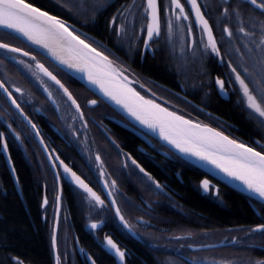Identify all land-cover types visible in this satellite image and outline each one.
<instances>
[{"label": "flooded vegetation", "instance_id": "af4514ba", "mask_svg": "<svg viewBox=\"0 0 264 264\" xmlns=\"http://www.w3.org/2000/svg\"><path fill=\"white\" fill-rule=\"evenodd\" d=\"M28 2L46 8L54 15L61 16L68 24L74 26L78 33L87 34L85 38H94L90 42L97 47L103 46L101 50L125 64L128 68L126 75L131 79L139 80V83L133 86L146 97L155 99L158 103L188 119L208 124L224 132L225 135L257 147L259 150L260 145L254 142L260 139L262 133L237 105V96L231 92L232 86L226 83L229 94L225 96L219 93L214 83L216 76H221L227 80L228 70L223 64L212 58L206 59L203 65L199 58L193 60L189 57L186 62L173 59L168 54V48L163 38L153 45L157 48L154 56L151 53L142 55V39L140 42L141 50L129 55L126 47L115 42L110 30L105 31L106 17H109L124 0H115L112 8L103 14H97L96 21H89L88 23H85L83 17L62 9L56 0H28ZM83 2L85 15H88L87 5L91 3V0H83ZM137 2L143 3L144 0H137ZM168 2L169 0H166V4ZM181 2L185 3L186 9H190L186 0H181ZM162 3L165 1L162 0ZM189 14L190 20L182 21V23L185 25L190 22L193 23L194 34L198 41L201 35L200 29L195 26L192 13ZM164 19L162 14V30ZM140 22L146 24V19ZM5 32V30L0 29V39L36 55L37 59L73 93L88 120L87 136L93 155L92 162L88 160L89 152L83 151V145L79 142L84 138V132L80 129L81 122L71 120L70 113H74L75 109L70 107V101H67V97L63 96L58 86L48 81L47 77L44 78L60 105L59 110L48 99L43 87L27 70L23 69L22 65L5 62L7 64V75H5L3 65L0 64V80L5 81L23 108L25 115L37 125L40 137L44 141L43 144L40 143V137L35 135L27 121L23 120L18 110L11 105L6 93L0 89V131L6 132L7 135L9 142L7 154L11 156V165L15 168L14 176L8 170L1 152L0 159L6 167L16 193L20 197H24L15 166V158L18 157L32 172L35 181L39 182L42 199L44 200L47 196L48 204L42 203L41 208L49 211L50 215L53 216L52 230L56 214V196L61 197L56 235L57 252L60 254L62 252L58 246L60 220L62 217L65 220L66 211L64 212V208L66 209V206L68 208L63 200L77 199L82 212L85 214L86 222L80 224L79 230L74 223H70V236L73 238L72 247L69 251L71 256L68 258L67 255L61 254L62 264H68L69 261L71 263V260H74L76 264L78 262L88 264L86 253L96 260V264H119L111 253L98 246L105 234L112 236L119 246L127 251L125 264H173L177 261L179 264H184V257L200 258L204 264H223L224 261L228 260L222 257L218 250L229 246L233 247V251L237 255L242 247L246 248L248 253L245 260H240L235 256L230 260L231 264H249V261L264 260V247H262L264 238H261L259 234L250 236L245 234L249 228H254L258 223H264V219H261V216H264V207L191 165L177 154L173 156L169 152V148L151 136H145L139 127L126 120L91 90L61 70L43 54L17 36H9ZM216 33L219 37V30ZM156 56H162L165 62L157 65L162 73L155 75L149 69V62H145V60L155 59ZM20 59L34 63L29 57L21 56ZM141 83L145 87L141 88ZM13 85L24 90L23 97L14 91ZM153 92L156 94L154 97L152 96ZM90 99H96L97 105H88L87 101ZM229 107L231 109L239 108L242 111L244 119L249 122L251 129L257 132L258 137L252 135L245 138L240 135V128L230 120L231 117L227 114ZM5 120L12 123L13 128L21 133L23 144L15 140L7 129ZM68 124H73L76 129L80 130L79 140H74L72 144L68 143L71 139ZM96 151L100 152L104 161L106 173L104 179H107L109 183L112 180L116 181V189L113 195L125 219L132 226V232L120 224L114 209L110 205V198L107 197L109 189L104 188L99 170L95 166L94 154ZM166 153L168 155H165ZM129 154L132 159H135L159 181L163 190L156 189L144 173L132 164ZM49 156H51V160ZM57 156L64 160L78 175L85 178L90 186L102 198L106 199V208H96L90 211L82 190L72 182L70 176L64 173L59 161L55 159ZM53 161L56 163L55 168L52 166ZM57 173H60L59 178H57ZM14 177L18 184V190L15 187ZM204 179L211 182L210 190L207 192L201 187V181ZM232 191L242 196L251 215H253L252 219L242 217L243 220L239 223L226 227L213 223L207 224V218L203 214L205 206L225 209L226 198ZM217 192H219L218 196L216 195ZM66 210L71 212L70 208ZM101 219L106 221L101 228L92 230L88 227L90 221ZM65 226L67 227L66 224ZM180 236L185 238L175 239V237ZM233 237L237 238L239 242L230 243ZM220 242L230 244L215 249H194ZM188 244H193L194 247L188 248ZM81 249L84 252H81ZM53 264H56L54 258Z\"/></svg>", "mask_w": 264, "mask_h": 264}, {"label": "snow or ice", "instance_id": "6c2138e0", "mask_svg": "<svg viewBox=\"0 0 264 264\" xmlns=\"http://www.w3.org/2000/svg\"><path fill=\"white\" fill-rule=\"evenodd\" d=\"M56 3L69 13L83 17L85 23H88L95 22L97 14H103L112 8L115 0H91V3L87 5L88 15H85L83 0H56ZM186 3L190 5V9H186L185 3L181 0H169L168 4L162 3V0H144L143 3H138L137 0H124L109 17H106L105 31L110 30L115 42L126 47L129 55L141 50L142 39V55L151 53L154 56L157 48L153 45L163 38L168 54L173 59L186 62L189 57L193 60L199 58L203 65L206 59L212 58L223 64L228 70L227 80L216 76L214 83L219 93L225 96L229 94L226 83L232 86L231 92L237 96V105L262 133L260 139L254 142L260 145L259 150L257 147L225 135L224 132L208 124L188 119L157 103L155 99L146 97L133 86L139 83V80L131 79L126 75L128 68L124 63L101 50L103 46L97 47L90 42L94 38H85L87 34L78 33L74 26L46 8L28 0H0V29L6 30L5 34L9 36L19 34L30 43L43 48L59 66L82 73L88 84L98 89L103 97L112 101L137 121L142 126L140 131L145 136L158 137L160 141L170 146L169 152L173 156L178 152L210 163L227 176L239 181L249 197L264 207V143H262L264 141V0H203V2L186 0ZM190 12L195 16V26L200 29L201 35L198 41L194 34L193 23L190 22L187 25L182 23V21L190 20ZM162 14L165 17L163 30ZM145 19L146 24L140 22ZM217 29L219 37L215 31ZM21 56L29 57L34 63L20 59ZM5 62L22 65L23 69L27 70L43 87L48 99L57 110L60 105L44 78L47 77L48 81L58 86L63 96L70 101V107L75 109L74 113H70L71 120L73 122L79 120L80 129L84 132L83 140H79L80 130L73 124H68L67 127L71 132L68 143L72 144L74 140H79L83 145V151L89 152V162H92L93 155L87 136L88 120L73 93L32 52L0 39V64L3 65L7 75ZM13 87L14 91L23 97L24 90L14 85ZM140 87L143 88L145 85L141 83ZM0 89L6 93L11 105L18 110L23 120L27 121L35 135L40 137L37 125L25 115L23 108L4 80H0ZM155 95L153 92L152 96ZM97 103L96 99L87 101L90 106H95ZM4 123L15 140L23 144L21 133L13 128L12 123L7 120ZM40 143H44L42 137H40ZM172 149L175 152H172ZM0 150L4 153L9 151V142L4 131H0ZM49 159L51 160V156ZM55 159L59 161L64 173L70 176L72 182L82 190L90 211L106 208V199L102 198L85 178L78 175L59 156ZM129 159L155 185L156 189L163 190L159 181L135 159H132L130 154ZM8 162L11 163V156H8ZM94 162L103 180L104 188L109 189L107 197L110 198V205L115 211V216L125 229L132 232V226L125 219L113 195L116 181L112 180L109 183L107 179H104L106 174L104 161L99 151L94 154ZM52 166L56 167L55 161ZM12 171L15 172V168ZM59 176L60 173H57V178ZM210 184L208 179L201 181V187L205 192L210 190ZM216 195L218 196L219 192ZM60 200L61 197L57 195L56 223L51 236L53 249L57 247L56 229L59 224ZM43 204H48L47 196ZM261 219H264V216H261ZM105 223L104 219L93 220L88 227L97 230ZM245 234L248 236L259 234L261 238H264V223H258L254 228H249ZM184 238V236L175 237L177 240ZM238 242V239L233 237L232 243ZM98 246L111 253L119 264H125L127 251L122 249L112 236L105 234ZM187 247L193 248L194 245L188 244ZM81 252L84 250L81 249ZM85 255L91 264H96V260L91 255L87 253ZM5 259L10 264H24L19 256L9 254ZM183 260L184 264H204L202 259L195 257H184ZM55 261L56 264H62L59 252L56 254ZM0 264H4V261L0 260ZM173 264H179V262H173ZM223 264H231V262L224 261ZM249 264H264V260L249 261Z\"/></svg>", "mask_w": 264, "mask_h": 264}, {"label": "trees", "instance_id": "16d2710c", "mask_svg": "<svg viewBox=\"0 0 264 264\" xmlns=\"http://www.w3.org/2000/svg\"><path fill=\"white\" fill-rule=\"evenodd\" d=\"M215 31H218V29ZM145 62H149V69L153 74L162 73L157 67V65L165 62L162 56H156L155 59H147ZM227 111V114L231 117L230 120L240 128L242 137L246 138L252 135L258 137L257 132L251 129L249 122L244 119L239 108L231 109L229 107ZM17 158H15V166L19 174L24 197H20L16 193L6 167L0 159V260H3L4 264H10L5 258L11 254L21 257L24 264H53L51 252L53 216L50 215L49 211L41 208L43 199L40 196L41 188L39 182L35 181L34 175H32L25 163ZM63 201L65 205H68L66 209L70 208L71 212H67L64 208V212L66 211L65 220L63 217L60 220L58 246L62 250L61 254L70 258L71 254L69 251L73 241L70 236V223H74L79 230L80 224H84L86 218L77 199ZM203 214L207 218V224L213 223L223 227L239 223L243 220L242 217L252 219L253 216L242 196L234 191L226 198L225 209L206 205ZM82 236L85 237L84 235ZM218 253L228 261L235 256L240 260H245L248 257L244 247H242L238 255L231 246L218 250ZM68 264L76 263L71 260V263L69 261ZM77 264L81 263L78 262Z\"/></svg>", "mask_w": 264, "mask_h": 264}, {"label": "water", "instance_id": "95a60500", "mask_svg": "<svg viewBox=\"0 0 264 264\" xmlns=\"http://www.w3.org/2000/svg\"><path fill=\"white\" fill-rule=\"evenodd\" d=\"M188 6L190 8V5H188ZM192 16H193L194 21H195V16H194L193 13H192ZM2 30H4V29H2ZM13 35L17 36L18 38L23 40L25 43H27L29 46H31L32 48H34L35 50H37L38 52L43 54L50 61H52L56 66H58L61 70H63L65 73H67L72 78H74L75 80L80 82L82 85L87 87L89 90H91L96 96H98L101 100H103L106 104H108L112 109H114L117 113H119L121 116H123L126 120H128L129 122H131L132 124H134L135 126H137V127H139L141 129L142 126L139 125L137 121H135L132 117L128 116L126 112H124L119 106L115 105L112 101H110L107 98L103 97L98 89H95L92 85L88 84L87 80L85 78H83V74L82 73L74 72L72 70L64 68L63 66H59L57 64V62L55 60H53L50 56H48L47 52H45L42 48H38L34 44H32L29 41H27L24 37L20 36L19 34H13ZM149 136H151L153 139H155L156 141H158L159 143L163 144L164 146H166L167 148L170 149V146L166 145L165 142L160 141L158 139V137H155L154 135H149ZM172 151L175 152L174 149H172ZM0 152L3 154V156L5 158L8 170L10 171L12 176H14V172L12 171L13 167H12L11 163L8 162V154L4 153L2 150H0ZM176 154L178 156H180L182 159H184L185 161H187L188 163H190L191 165H193V166L201 169L205 173L215 177L216 179H218L222 183L226 184L230 188H232V189H234V190H236V191H238V192H240V193H242V194H244V195L249 197V194L246 191L243 190V185H241V183L239 181L234 180L233 178L227 176L225 173H223L219 169L215 168L210 163H208L206 161L199 160V159H197L194 156L184 155V154H181V153H178V152ZM14 183H15L16 189L18 190V184L16 182L15 177H14ZM60 205H61V200H60ZM59 216H60V211H59ZM55 223H56V214H55L54 225H55ZM56 235H57V229H56ZM230 243H232V242H230ZM230 243L220 242V243L212 244V245H204V247H202V246L196 247L194 249H196V250H199V249H204V250L215 249V248L224 247V246H226V245H228ZM51 247H52V240H51ZM77 247L79 248L78 245H77ZM79 251H80V248H79ZM52 253H53V258H54V261H55V257H56V254H57V247H56V249H53V247H52ZM87 261H88V264H91V261H89L88 258H87Z\"/></svg>", "mask_w": 264, "mask_h": 264}, {"label": "bare ground", "instance_id": "6f19581e", "mask_svg": "<svg viewBox=\"0 0 264 264\" xmlns=\"http://www.w3.org/2000/svg\"><path fill=\"white\" fill-rule=\"evenodd\" d=\"M35 46H37V45H35ZM38 48H40L39 46H37ZM43 49V48H42ZM44 50V49H43ZM45 52H46V50H44Z\"/></svg>", "mask_w": 264, "mask_h": 264}, {"label": "rangeland", "instance_id": "374dc122", "mask_svg": "<svg viewBox=\"0 0 264 264\" xmlns=\"http://www.w3.org/2000/svg\"><path fill=\"white\" fill-rule=\"evenodd\" d=\"M165 1V3L164 4H166V0H164ZM165 18V17H164ZM195 121V120H194Z\"/></svg>", "mask_w": 264, "mask_h": 264}]
</instances>
